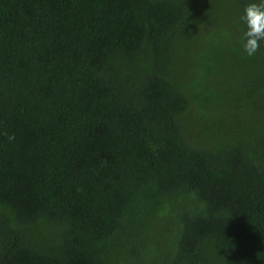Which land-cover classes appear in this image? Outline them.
<instances>
[{
	"label": "trees",
	"instance_id": "16d2710c",
	"mask_svg": "<svg viewBox=\"0 0 264 264\" xmlns=\"http://www.w3.org/2000/svg\"><path fill=\"white\" fill-rule=\"evenodd\" d=\"M250 2L0 0V264H264Z\"/></svg>",
	"mask_w": 264,
	"mask_h": 264
},
{
	"label": "clouds",
	"instance_id": "9594fccd",
	"mask_svg": "<svg viewBox=\"0 0 264 264\" xmlns=\"http://www.w3.org/2000/svg\"><path fill=\"white\" fill-rule=\"evenodd\" d=\"M241 20L247 26V30L241 36V46L244 53L252 57L260 50V41H264V0H259V3H248ZM9 139H14V136H10Z\"/></svg>",
	"mask_w": 264,
	"mask_h": 264
}]
</instances>
